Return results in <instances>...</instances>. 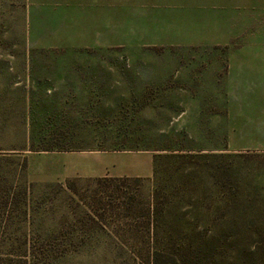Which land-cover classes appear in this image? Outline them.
Here are the masks:
<instances>
[{"label":"rangeland","instance_id":"374dc122","mask_svg":"<svg viewBox=\"0 0 264 264\" xmlns=\"http://www.w3.org/2000/svg\"><path fill=\"white\" fill-rule=\"evenodd\" d=\"M1 116L0 264H139L143 233L85 218L66 181L90 195L72 174L98 157L153 169L183 150L222 157L261 203L264 0H0Z\"/></svg>","mask_w":264,"mask_h":264},{"label":"trees","instance_id":"16d2710c","mask_svg":"<svg viewBox=\"0 0 264 264\" xmlns=\"http://www.w3.org/2000/svg\"><path fill=\"white\" fill-rule=\"evenodd\" d=\"M35 138L32 148H50L45 146L46 135ZM221 158L183 150L155 155L154 186L146 201L131 188L143 181L140 177L94 178L90 195L79 194L73 180L66 181V189L77 195L84 217L93 223H124L127 231L143 233L141 241L130 245L139 264H264V199L261 203L248 199H256L257 193L240 190L237 173ZM257 166L264 171V158ZM206 196H216L223 205L193 206ZM114 233L120 237L121 232ZM33 250L32 246L31 254Z\"/></svg>","mask_w":264,"mask_h":264},{"label":"crops","instance_id":"0c3cea01","mask_svg":"<svg viewBox=\"0 0 264 264\" xmlns=\"http://www.w3.org/2000/svg\"><path fill=\"white\" fill-rule=\"evenodd\" d=\"M115 159L111 156L98 157L94 160L91 169L87 171H74L77 177L102 178V177H150L152 173V159L129 164L125 170H111L115 168Z\"/></svg>","mask_w":264,"mask_h":264}]
</instances>
